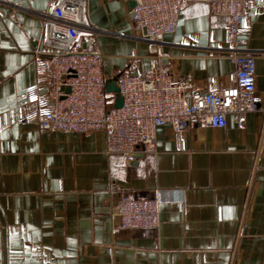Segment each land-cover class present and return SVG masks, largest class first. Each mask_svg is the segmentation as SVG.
Returning <instances> with one entry per match:
<instances>
[{
  "label": "crops",
  "instance_id": "obj_1",
  "mask_svg": "<svg viewBox=\"0 0 264 264\" xmlns=\"http://www.w3.org/2000/svg\"><path fill=\"white\" fill-rule=\"evenodd\" d=\"M52 1L0 0V264H264V0H246L238 45L254 56L259 111L223 128L158 127L154 151L131 161L106 153L103 131L18 121ZM86 2L81 40L104 55L107 79L159 57L188 96L231 86L227 20L204 0H184L159 43L139 36L129 2ZM121 197L156 199L158 226L113 234Z\"/></svg>",
  "mask_w": 264,
  "mask_h": 264
},
{
  "label": "built area",
  "instance_id": "obj_2",
  "mask_svg": "<svg viewBox=\"0 0 264 264\" xmlns=\"http://www.w3.org/2000/svg\"><path fill=\"white\" fill-rule=\"evenodd\" d=\"M133 2L131 21L142 39L161 42L173 34L184 0H125ZM211 16L227 20L232 44L228 59L234 66L228 75L231 86L215 92L194 91L175 80L161 58L147 73H131L116 79L120 108L114 109V94L105 91L104 55L81 36L89 31L86 0H53L39 16L43 24L42 48L34 51L37 81L20 95L26 112L19 122L34 121L49 132L103 131L107 154L127 161L138 153L154 151L155 130L167 126L175 132L197 127L223 128L228 115L243 124L248 113L259 111L255 96V61L242 52L239 37L246 0H204ZM1 22V18H0ZM44 81L46 92L41 90ZM264 112V109H262ZM158 202L147 197H121L112 216L118 229L158 226Z\"/></svg>",
  "mask_w": 264,
  "mask_h": 264
},
{
  "label": "water",
  "instance_id": "obj_3",
  "mask_svg": "<svg viewBox=\"0 0 264 264\" xmlns=\"http://www.w3.org/2000/svg\"><path fill=\"white\" fill-rule=\"evenodd\" d=\"M130 6L133 7L134 3L133 2H129ZM105 91L108 94H114L115 95V99H114V103H113V108L117 109L120 108L122 105V100L118 94V88L116 86V79H107L106 80V86H105Z\"/></svg>",
  "mask_w": 264,
  "mask_h": 264
}]
</instances>
